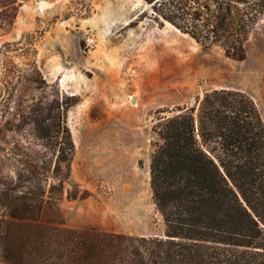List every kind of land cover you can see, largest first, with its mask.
Segmentation results:
<instances>
[{"label":"trees","instance_id":"1","mask_svg":"<svg viewBox=\"0 0 264 264\" xmlns=\"http://www.w3.org/2000/svg\"><path fill=\"white\" fill-rule=\"evenodd\" d=\"M144 1L157 20L236 60L264 11V0ZM19 6L0 0V29ZM37 40L0 46V264H264V123L239 89H209L155 125L149 186L162 236L66 227V113L78 98L46 80Z\"/></svg>","mask_w":264,"mask_h":264},{"label":"rangeland","instance_id":"2","mask_svg":"<svg viewBox=\"0 0 264 264\" xmlns=\"http://www.w3.org/2000/svg\"><path fill=\"white\" fill-rule=\"evenodd\" d=\"M16 1L0 46L35 33L46 80L78 98L66 113L74 154L60 199L64 225L162 236L149 186L154 127L220 87L247 93L264 123V11L236 60L157 20L144 0Z\"/></svg>","mask_w":264,"mask_h":264},{"label":"built area","instance_id":"3","mask_svg":"<svg viewBox=\"0 0 264 264\" xmlns=\"http://www.w3.org/2000/svg\"><path fill=\"white\" fill-rule=\"evenodd\" d=\"M95 44L94 38L93 37H88L86 39V45L87 46H93Z\"/></svg>","mask_w":264,"mask_h":264}]
</instances>
